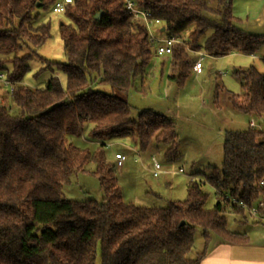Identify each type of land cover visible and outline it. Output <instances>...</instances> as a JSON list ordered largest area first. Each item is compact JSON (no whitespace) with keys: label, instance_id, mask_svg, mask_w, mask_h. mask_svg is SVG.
Instances as JSON below:
<instances>
[{"label":"trees","instance_id":"16d2710c","mask_svg":"<svg viewBox=\"0 0 264 264\" xmlns=\"http://www.w3.org/2000/svg\"><path fill=\"white\" fill-rule=\"evenodd\" d=\"M132 1L161 22L164 35L183 41L168 55V79L177 86L192 70L191 52L219 58L254 56L264 48V35L238 26L232 0H216L214 7L210 0ZM52 3L0 0V72L16 83L11 95L0 92V264H95L98 250L100 264H200L213 235L244 243L245 234L227 229L225 212L244 220L247 216L240 208L229 210L221 196L228 193L251 205L264 194L259 185L264 180V73L253 66L236 72L243 93L230 96L229 102L234 110L254 117L263 130L247 126L224 132L221 167L203 174L215 190L213 208H203L207 193L195 178L187 183L181 202L164 208L135 206L123 201L115 162L106 159L103 148L108 140L129 138L140 151L154 141L167 147L165 158L178 155L173 120L151 110L132 120L124 98L135 76L156 55L153 44L122 0H74L62 14L69 24L58 27L66 61L53 63L65 74V86L53 76L42 88L30 89L22 83L26 56H9L49 38L48 23L30 22L37 10ZM95 83L108 85L112 93L93 89ZM10 104L18 108L17 115L11 114ZM86 127L87 137L98 143L94 151L70 142ZM89 164L101 201L65 199L62 188ZM196 227L202 229L203 246L191 258Z\"/></svg>","mask_w":264,"mask_h":264},{"label":"rangeland","instance_id":"374dc122","mask_svg":"<svg viewBox=\"0 0 264 264\" xmlns=\"http://www.w3.org/2000/svg\"><path fill=\"white\" fill-rule=\"evenodd\" d=\"M208 4L214 7L216 0H210ZM30 23L33 26L48 23L50 30L49 38L43 45L34 47L29 44L9 56V58L26 56L24 65L27 71L23 76V85L30 89L42 88L51 77L55 76L64 87L65 74L53 63L66 61L58 27L60 23L69 24V21L64 15L53 14L51 6L48 5L44 10H37ZM208 35L209 32H206L202 40ZM200 52L204 54L201 73L195 75L191 70L180 86L168 79L171 74L169 56L153 55L149 64L135 76L131 87L124 95L130 107L132 120H136L138 113L143 110H151L172 119L175 123L178 144L177 157L169 160L164 157L167 147L154 141L144 151H140L137 143L129 138L106 141L103 153L110 163L114 165L115 153L125 157L122 167L114 166L113 169L123 201L126 203L140 207L164 208L169 202H181L186 197V185L191 176L201 182L202 190L207 193L203 208L211 210L216 203L215 190L204 181L203 174L213 168L220 169L224 132L243 130L246 127L247 118L242 112L233 109L229 98L232 95L242 97V77L236 74L237 71L246 70L252 65L258 72L264 73L262 63L264 48L254 55L255 59L241 54L213 58L203 51ZM191 56L193 61L197 57L194 52H191ZM5 68L11 72V63L7 62ZM93 89L112 93L111 88L105 84L95 83ZM10 106L11 114L17 115L18 108L13 104ZM86 129L87 127L80 136L70 137V142L79 149L94 151L98 143L87 137ZM152 158L161 168L157 177L153 176ZM93 168V164H89L84 172L71 176L70 183L62 188L65 199L101 201L102 192L97 180L90 173ZM180 170L182 172H179ZM225 217L228 230L256 224L248 217L244 220L243 215L229 211L225 212ZM241 221L244 223H239ZM256 225L264 226V223ZM202 246V229L196 227L189 257L193 258L202 250ZM100 261L98 250L95 264H100Z\"/></svg>","mask_w":264,"mask_h":264},{"label":"built area","instance_id":"2783aa9c","mask_svg":"<svg viewBox=\"0 0 264 264\" xmlns=\"http://www.w3.org/2000/svg\"><path fill=\"white\" fill-rule=\"evenodd\" d=\"M123 5L127 13L131 16L133 21L141 23L145 26L148 33V40L153 44L154 53L157 56L169 55L172 52L173 47L176 44H182L183 41L176 37H168L162 32L161 22L157 19L151 18L149 13L140 9L132 0H122ZM74 0H53L51 5V12L53 14L62 15L65 13L67 7L73 4ZM163 37H159L158 35ZM197 55L192 70L195 74H200L202 71V59L204 54L201 52L194 53ZM16 83L11 81L7 74L0 72V91L6 92L8 95H11L15 89ZM247 126L250 129L263 130L261 124L254 118L249 117ZM125 157L122 154L114 155V162L116 167H121ZM153 162V176L157 177L160 174L161 168L157 161L152 158ZM179 172H182L180 170ZM193 177H190V180H193ZM259 185L264 187V180H261ZM221 201L228 204L229 210H232L234 207L240 208L244 211L246 216L254 223H264V194H259L258 198L251 204L248 205L238 197H233L228 193H225L221 196Z\"/></svg>","mask_w":264,"mask_h":264},{"label":"crops","instance_id":"0c3cea01","mask_svg":"<svg viewBox=\"0 0 264 264\" xmlns=\"http://www.w3.org/2000/svg\"><path fill=\"white\" fill-rule=\"evenodd\" d=\"M231 6L232 14L238 19V25L244 32L264 35V0H232ZM248 57L255 59L254 56ZM245 117L247 118L246 129L249 117L246 115ZM239 223H244V221ZM256 224L251 227L243 225L240 229L229 230L236 233L243 231L241 233L247 237L244 243L225 242L213 235L200 264H264V226Z\"/></svg>","mask_w":264,"mask_h":264},{"label":"water","instance_id":"95a60500","mask_svg":"<svg viewBox=\"0 0 264 264\" xmlns=\"http://www.w3.org/2000/svg\"><path fill=\"white\" fill-rule=\"evenodd\" d=\"M100 15H101V14H97V15L95 16V19H96V20H99ZM162 32H163V29H162Z\"/></svg>","mask_w":264,"mask_h":264}]
</instances>
